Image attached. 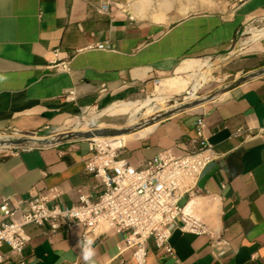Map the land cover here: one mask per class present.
I'll return each instance as SVG.
<instances>
[{
    "label": "crops",
    "instance_id": "obj_1",
    "mask_svg": "<svg viewBox=\"0 0 264 264\" xmlns=\"http://www.w3.org/2000/svg\"><path fill=\"white\" fill-rule=\"evenodd\" d=\"M108 1L110 11H98ZM128 1L0 0V133L47 136L75 122L85 107L140 95L154 78L170 77L186 59L226 56L237 77L260 70L200 105L148 125L124 145L135 167L163 149L189 150L196 137L194 120L201 115L219 154L206 164L196 191L182 204L208 225L222 228L229 247L215 256L205 235L175 229L170 237L174 256H160L150 239L146 264H264V143H241L231 136L240 125L264 126V39L246 40L251 29L264 25V0H242L228 13H190L167 22L128 15L123 8ZM98 41L108 47L92 46ZM55 48L70 59L69 71L48 67L56 59ZM69 87L75 89V102L60 98ZM4 151L0 200L18 203L52 185L61 187L67 204L75 201L77 187L96 194V179L84 169L90 154L87 138ZM101 228L96 237L88 235L93 255L87 257L81 224L54 233L46 225L28 224L26 264H135L129 251L118 255L122 235L110 225Z\"/></svg>",
    "mask_w": 264,
    "mask_h": 264
},
{
    "label": "built area",
    "instance_id": "obj_2",
    "mask_svg": "<svg viewBox=\"0 0 264 264\" xmlns=\"http://www.w3.org/2000/svg\"><path fill=\"white\" fill-rule=\"evenodd\" d=\"M111 3L108 1L101 5L98 11L108 13ZM92 46L108 47L107 43L100 41L92 43ZM60 53L59 48L53 50L56 59L48 67L56 71H69L70 59L61 57ZM152 82L155 86L160 79L154 78ZM104 91L105 87L101 85L99 94L102 95ZM60 98L65 102H75V89H64ZM83 121L86 126H82ZM81 127L91 129L96 126L88 125L84 115H80L75 122L68 121L47 136ZM194 128L196 137L191 149L179 153L163 149L145 160L140 167L130 163L124 143H112L113 136L87 138L90 154L84 162V169L96 179V194L92 196L77 187L75 201L67 204L63 201L61 187L52 185L41 191L30 192L28 198L18 203L1 199L0 264L4 261L26 264L24 250L30 236L25 227L28 224L46 225L48 231L54 233L62 227L79 223L83 226L81 239L84 247L89 234L96 237L103 232L102 225H110L113 231L122 235L118 241V255L129 251L135 264H146L147 243L150 239L160 256L173 257L174 248L170 237L175 229L205 235L211 253L222 255L229 247L222 228L211 224L197 225L191 207L189 214H182V199L196 191L202 170L219 156L208 140L201 115L196 116ZM6 133L37 135L18 130ZM231 136L241 143L255 139L264 143V126L240 125L232 131ZM33 145L39 144L8 146L2 150ZM251 256L254 258L256 255L252 253ZM118 262L123 263V259L118 258ZM69 264L81 263L75 260Z\"/></svg>",
    "mask_w": 264,
    "mask_h": 264
},
{
    "label": "rangeland",
    "instance_id": "obj_3",
    "mask_svg": "<svg viewBox=\"0 0 264 264\" xmlns=\"http://www.w3.org/2000/svg\"><path fill=\"white\" fill-rule=\"evenodd\" d=\"M239 2L240 0H129L123 8L128 12V15L142 21L167 22L190 13L208 11L228 13ZM158 15L159 17H157ZM263 35L264 25L259 23L256 29H251L250 36H248L246 40L258 41L264 39ZM206 63H209L207 67L205 66ZM229 63L230 60L226 56L186 59L170 77L160 80L157 85H152L147 91H144L136 97L120 100L133 101L135 105L115 106L114 108H109L108 111H103V109L108 107L111 103L106 105L96 104L94 107L90 106L83 108L81 115H84V119L87 120L90 126H101L103 122H107L108 125L112 124L110 126H120L127 123L132 109L137 108V123H143L146 119L168 109L165 107H172V105L174 106L176 103L179 104L184 101V98L189 95L194 76L196 75L199 77L200 75L198 74L199 70L204 71V78L197 89L193 91L194 95L192 96L201 98L208 94L220 95L224 91V87L233 83L237 78V75H234L235 73L231 71ZM158 98L163 99L162 103L164 106L162 105V109L151 113V107L157 103ZM145 100H149L148 103L145 104ZM82 126H86L85 121H83ZM146 126H148V124L140 128ZM125 139H127V137L124 138V140ZM1 152L5 151L0 149V153ZM183 202L184 199H182L181 203Z\"/></svg>",
    "mask_w": 264,
    "mask_h": 264
},
{
    "label": "water",
    "instance_id": "obj_4",
    "mask_svg": "<svg viewBox=\"0 0 264 264\" xmlns=\"http://www.w3.org/2000/svg\"><path fill=\"white\" fill-rule=\"evenodd\" d=\"M260 72L261 71L258 70L250 73H245L244 75L237 77L233 81V83L224 87V91L236 84L241 83L242 81L248 79L249 77L259 74ZM215 96L216 94H208L201 98H192L189 100L184 99V101H182L181 103L174 105L166 109L165 111L157 113L149 119H146L145 122L136 123L134 125H120V126L101 125V126L93 127L91 129H78L74 131L60 132L54 136H38V135H29V134L12 135L8 133H0V149L8 146H18V145L30 144V143H36L39 145H52L73 138H90L93 136H114L124 133H130L136 129H139L143 125L153 124L161 119H164L172 115L177 111L185 110L200 105L214 98Z\"/></svg>",
    "mask_w": 264,
    "mask_h": 264
},
{
    "label": "bare ground",
    "instance_id": "obj_5",
    "mask_svg": "<svg viewBox=\"0 0 264 264\" xmlns=\"http://www.w3.org/2000/svg\"><path fill=\"white\" fill-rule=\"evenodd\" d=\"M152 11H153V9H152ZM159 12V11H158ZM160 15V14H159ZM159 15L157 16V17H159ZM162 17V16H161ZM208 64L209 63H206L205 64V66L207 67L208 66ZM201 68V67H200ZM209 68V67H208ZM207 68V69H208ZM204 69V68H203ZM206 70V69H205ZM206 72V71H205ZM204 71H202V70H199L198 71V74H200L199 75V77L198 76H194V78H193V84H192V86H191V89L189 90V95L188 96H186L184 99H189V98H195V96H192V95H194V92L193 91H195V89H197V87L200 85V83H201V81L203 80V78H204ZM165 85V84H164ZM162 98H158L157 99V103L155 104V105H153L152 107H151V113H153V112H155V111H157V110H159V109H162L163 108V103H162ZM148 101L149 100H145L144 102H145V104L146 103H148ZM140 102V101H139ZM133 105L134 104V102L133 101H116V102H113V103H111L110 105H108V107H106L105 109H103V111L104 110H107L108 111V109L109 108H111V107H115V106H127V105ZM140 104V103H139ZM135 105V104H134ZM163 105V106H162ZM172 105V104H171ZM175 105H177V103L175 104ZM173 106V105H172ZM133 107V106H132ZM165 108H170V107H165ZM137 108H133L132 109V111H131V114H130V116H129V118H128V121H127V123L125 124V125H134V124H136L137 123V121H138V117H137ZM149 111V110H148ZM143 115V114H142ZM82 129H85V128H82ZM149 129V126H146V127H143V128H141V129H139V130H137L136 132H131V133H124V134H119V135H114L112 138H111V140H112V143L114 144V145H117V144H123L124 143V138H128V137H131V136H133V135H137V134H142V133H144L146 130H148ZM182 214H189V207L186 205V204H182ZM192 215H193V218L195 219V221H196V224L197 225H199V226H208V224L207 223H205L201 218H199L198 216H196L195 214H193L192 213Z\"/></svg>",
    "mask_w": 264,
    "mask_h": 264
},
{
    "label": "clouds",
    "instance_id": "obj_6",
    "mask_svg": "<svg viewBox=\"0 0 264 264\" xmlns=\"http://www.w3.org/2000/svg\"><path fill=\"white\" fill-rule=\"evenodd\" d=\"M90 242H91V238H88L87 240L84 241V245H85V247L87 249V251H86V256L87 257H90V256L93 255V250L91 249V247H88Z\"/></svg>",
    "mask_w": 264,
    "mask_h": 264
}]
</instances>
